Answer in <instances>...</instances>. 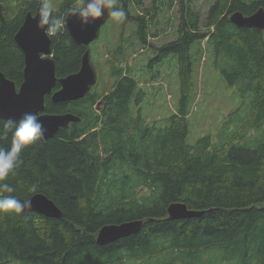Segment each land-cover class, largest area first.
<instances>
[{
    "label": "trees",
    "instance_id": "16d2710c",
    "mask_svg": "<svg viewBox=\"0 0 264 264\" xmlns=\"http://www.w3.org/2000/svg\"><path fill=\"white\" fill-rule=\"evenodd\" d=\"M74 2L61 0L54 12L66 15ZM191 2L179 0L178 38L160 47L154 60L171 56L178 69L179 102L164 126L144 117L140 80L118 66L124 23H135L134 39L147 45L149 24L159 12L156 0L145 16L130 10L142 0H120L126 18L114 51L118 61L108 67L109 85L95 84L77 101L45 97V113H73L80 121L27 148L23 164L5 182L16 198L45 195L61 217L0 213V264H264V29L229 21L237 11L248 16L264 8V0H215L203 30ZM37 4L0 0V72L17 88L24 55L14 36ZM50 38L56 77L77 72L89 46L77 45L68 31ZM194 43L201 60L214 58L226 86L237 88L241 99L227 116L221 143L211 135L188 143ZM11 137L9 131L0 146L9 148ZM176 202L203 213L171 219L167 208ZM128 221H143L141 230L97 244L102 226Z\"/></svg>",
    "mask_w": 264,
    "mask_h": 264
},
{
    "label": "rangeland",
    "instance_id": "374dc122",
    "mask_svg": "<svg viewBox=\"0 0 264 264\" xmlns=\"http://www.w3.org/2000/svg\"><path fill=\"white\" fill-rule=\"evenodd\" d=\"M37 1L39 3V0ZM60 1L51 0L54 11L57 10ZM169 1L156 0L159 12L156 19L149 24L147 45H142L134 39L135 23H124L122 40L125 43L121 46L124 55L118 63V66L125 72L129 68L134 77L140 80V87L146 92L144 103L141 104L144 117L146 116L150 122L159 120L162 126L177 108L180 97L175 58L167 57L162 63L154 61L158 57L157 51L160 47L178 38L179 0H173V6L168 8ZM186 1L184 0V3ZM191 1L190 7L200 13V28L203 30L202 21L215 0ZM78 3L79 0H75L72 8H75ZM152 3L153 0H142L140 8L133 5L130 10L132 14L144 15V11L150 8ZM2 7L0 5V16L3 13ZM120 35L121 22L109 17L100 29L98 38L89 46L91 64L97 76L96 87L102 82L106 85L111 83L108 67L109 64H115L118 61L114 51L119 48ZM126 42H129V45ZM130 43H133V46ZM198 47V43L192 46L194 87L187 101L189 108L188 143L194 144L205 135H211L216 142L221 143L228 134L225 127L227 116L238 107L241 99L236 93L237 88L226 86L212 56L207 55L201 60ZM151 75L155 76L154 80L150 79Z\"/></svg>",
    "mask_w": 264,
    "mask_h": 264
},
{
    "label": "water",
    "instance_id": "95a60500",
    "mask_svg": "<svg viewBox=\"0 0 264 264\" xmlns=\"http://www.w3.org/2000/svg\"><path fill=\"white\" fill-rule=\"evenodd\" d=\"M108 18L109 16L105 15L95 23L81 27L76 18L69 16L67 31L77 45L88 47L98 38L100 29ZM229 21L241 28L254 27L263 30L264 8L260 7L248 16L237 11L229 16ZM14 40L24 55L23 80L17 88L13 81L0 72V119L18 122L25 113L37 114L44 125L45 136L42 140L44 142L54 137L60 129L80 121V118L73 113H45V97L50 96L53 103L82 99L96 84V71L91 64L90 52L87 49L77 72L57 78L51 38L37 28L34 13L30 11L26 13ZM57 83L59 88L54 90ZM20 200L31 203V207L25 208L23 212L32 211L48 218L61 217L60 209L43 194H34L28 200ZM167 213L171 219H189L199 217L203 212L190 210L184 203L176 202L168 206ZM142 225L143 221L104 225L97 232L96 242L105 245L126 238L138 233Z\"/></svg>",
    "mask_w": 264,
    "mask_h": 264
},
{
    "label": "clouds",
    "instance_id": "9594fccd",
    "mask_svg": "<svg viewBox=\"0 0 264 264\" xmlns=\"http://www.w3.org/2000/svg\"><path fill=\"white\" fill-rule=\"evenodd\" d=\"M105 15L118 22H123L126 18L120 0H79L78 5L69 9L67 15H57L51 0H39L34 11L37 28L43 30L48 37H58L67 32L69 16L76 18L81 27H87ZM0 124L3 126L0 128V142L6 140L8 132L12 131L10 147L0 146V213L19 215L25 208L31 207V203L10 195L15 192V188L5 181L23 164L21 154L44 139L45 129L35 113H25L18 122L11 119L0 120ZM31 191H35L34 186Z\"/></svg>",
    "mask_w": 264,
    "mask_h": 264
},
{
    "label": "bare ground",
    "instance_id": "6f19581e",
    "mask_svg": "<svg viewBox=\"0 0 264 264\" xmlns=\"http://www.w3.org/2000/svg\"><path fill=\"white\" fill-rule=\"evenodd\" d=\"M156 124V123H155ZM168 214V213H167Z\"/></svg>",
    "mask_w": 264,
    "mask_h": 264
}]
</instances>
